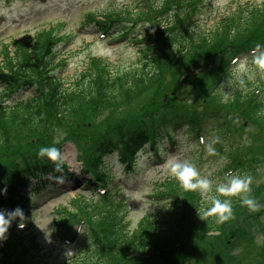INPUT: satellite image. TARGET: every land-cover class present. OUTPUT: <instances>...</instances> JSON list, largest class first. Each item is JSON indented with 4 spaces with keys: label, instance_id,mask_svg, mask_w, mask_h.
Returning <instances> with one entry per match:
<instances>
[{
    "label": "trees",
    "instance_id": "obj_1",
    "mask_svg": "<svg viewBox=\"0 0 264 264\" xmlns=\"http://www.w3.org/2000/svg\"><path fill=\"white\" fill-rule=\"evenodd\" d=\"M156 1L144 0L142 8L134 15H126L122 10L105 13L96 23L105 33L116 29V34H120L129 30V24L133 25L141 16L166 11L170 14L171 7L178 8L171 13L172 22H168L171 32L176 29L171 41L143 33L141 42L147 45L142 48L139 67L132 65L120 70L106 59L90 57L75 77V83L65 87L54 74L55 67L64 62L56 56L59 36L55 29H42L12 52L4 49L0 60V86L4 91L0 95V211H4L5 203L10 205V211L16 207L25 209L31 201L30 195L21 196L18 189H34L31 187L33 178L38 188L46 173H52L54 178L72 176L64 167L62 172L55 171L53 162L37 156L41 146L60 148L64 136L78 146L79 159L88 172L90 170L102 182L107 170L101 169L99 163L107 148L116 145L121 156H130L150 138L160 139L158 126L180 111L187 114L189 126L194 130L192 123H197L202 114L194 104L189 105L192 108L183 106L193 98L183 99L184 83H190L205 94L203 110L208 111L210 106L218 111L227 110L216 126L215 134L219 138L215 136L214 139H218L212 145L216 153L229 152L232 157L240 151L241 142L235 137L238 128L231 127V131L228 126L229 120H236V116L257 125L256 133L263 134L264 88L254 87L242 95L237 87L229 86L233 85L236 69L222 75L220 72L232 53L259 42L264 44V0L236 9L210 30H196L193 25L182 28L178 12L189 0ZM146 19L148 21L149 17ZM172 42L178 45L173 46ZM25 88L31 89L30 97L6 103L2 100ZM226 89H229L228 101L222 103ZM152 91L154 95L148 102H142L127 118L108 120L94 135H88L98 113L136 103ZM234 112V117L230 116ZM201 128L198 125V130ZM229 138L235 141L230 139L229 145H222ZM254 146L248 148L254 150ZM240 154L242 159L233 158L236 161L234 174L245 173L252 177L250 187L254 198L264 189V184L255 186L258 169L254 166V157L246 158L243 151ZM226 169L225 164L221 169L222 179ZM157 189L155 194L169 197L155 202L158 209L141 216L131 230L126 229L127 223L119 211L122 201L116 191L109 192L103 201L106 208L87 219L80 250L57 264H209L211 260L221 264L229 259L230 249L241 235L249 233L250 244L254 240V235L252 238L250 234L254 228L244 218L246 206H241L238 198L231 197L230 219L216 223L214 217L201 219L198 216L196 208L201 207L198 191L182 190L172 177L165 178ZM89 206L58 210L54 239L69 232L71 224L80 219L78 215L90 212ZM213 232L217 236L212 237ZM215 242L217 245L212 248ZM260 251L264 264V245L261 254ZM27 254L29 257L24 259ZM46 260L38 243L25 233L0 242V264H44Z\"/></svg>",
    "mask_w": 264,
    "mask_h": 264
},
{
    "label": "rangeland",
    "instance_id": "obj_2",
    "mask_svg": "<svg viewBox=\"0 0 264 264\" xmlns=\"http://www.w3.org/2000/svg\"><path fill=\"white\" fill-rule=\"evenodd\" d=\"M147 1L151 2V0ZM262 1L263 0H189L188 3L184 4V7L180 8L178 16L181 19L182 28L193 25L196 30H210L214 29L223 18L236 9H245L247 6L259 4ZM156 2H158V0ZM143 4L144 0H0V60H2L4 49H9L12 52L16 49L17 45H20L22 42H29L36 33H40L42 29H49V27H51L57 31L59 36L58 43L56 44V51L58 52L57 57L59 60L65 59L67 61L64 62L63 66L58 64L55 67L56 70H54V73L58 78H61L65 87H70L75 83V77L84 69L90 57L106 59L120 70L131 67L132 65L139 67L141 66L139 63L141 62L140 54L143 50L142 48L147 45L140 42L143 33L147 32L157 37L162 36L166 41H171L169 39L174 38L176 29L171 32L168 24L172 22V11L176 12L178 8L173 7L170 14L166 11L161 14L156 12L151 16L144 15L137 19L134 17L136 20L134 25L130 27V37L127 39L119 34L114 35L116 33L114 30L107 34L106 38H102L99 32H96L97 29L92 26L96 21L90 20H100L105 13L121 10L126 15H134V12L140 10ZM156 15L158 16L155 17ZM90 16H94V18L91 19ZM148 17L149 19L147 21L146 18ZM85 23L89 24V27L81 29V25ZM142 41H144V39ZM152 43L153 41L151 44ZM172 45H178V42H172ZM230 59L231 56L228 58V63L231 61ZM56 61L58 60L56 59ZM241 63L244 64V69L236 72L233 85H228L230 87H237L242 95L246 94L248 90L254 87L263 89L264 72L258 70L256 65L253 64L252 59L247 56L242 55L236 58V70ZM235 83H237L236 86ZM2 89L3 86H0V95L4 92L1 91ZM30 91L31 90L24 91L26 93H23L21 97L23 99L30 97L32 95ZM227 91L229 92V89L224 90L223 94L225 95ZM182 92L185 93L184 96L186 98L187 95L193 97L192 100L187 101L183 106L194 104L197 107H201V105L205 104L202 100L205 98V94L200 93V91L190 83H184ZM153 95L154 91L131 105L121 106L111 112L106 111L105 113H98L95 123H93L94 127L90 129V131H87L88 135H94L96 133L94 131L99 129L103 123L108 120L113 121L120 117L127 118L131 113L137 111L142 102V104L147 103L149 98ZM175 99L173 98L171 100ZM2 100L5 103L8 102L7 97H2ZM189 107L192 108V106ZM200 110L202 111V109ZM208 110L217 109L210 106ZM225 111L227 112V110ZM234 115L235 112L231 113L230 116L234 117ZM185 116H187V114H183V112L180 111L173 117L168 118L166 123L181 121L180 119L185 118ZM214 123L216 122L214 121ZM205 124L208 130L212 132L210 138L217 136L215 135L212 122H210V124L205 122ZM243 124L244 119L238 116H236V120H229V127L238 128V133H235V137L238 138H236L238 142H241L240 151L232 157H229V152L223 151L222 153H207L206 145L193 142L191 136L186 138L184 134L187 133L188 129L183 124H179V128L174 132V136L176 140L180 141V148L176 152L168 155L167 161L171 158H175L179 160H188L194 163L202 176H206L213 181L214 191L215 184L222 182L224 179V177L222 179L221 175L222 167L230 162V158L242 159L240 153L243 151L247 155L246 158H251V156L254 157V166L258 169L254 179L255 186L259 184L263 185L264 131L263 134L259 133L261 137L256 133L259 131L257 125H248L247 123L245 125V128H247L245 129L243 128ZM158 127H160V125ZM217 137L219 138V136ZM65 138L64 136L61 139L62 143L60 144L59 150L62 154L63 163L70 168L71 172L76 174V177H74L76 180L74 185L77 187L71 186L73 181L64 179H60L57 184L53 186L50 182V176L47 175L48 184L45 189L33 199L37 206H33L31 210L36 207L35 213L29 210L28 214L24 215L23 220L24 222H29L25 234L30 235V237L38 243L42 255L47 258L44 264H57L75 255L82 247L81 243L76 241L64 244L60 239H54V227L58 210L62 208L73 210L80 206L90 205V213H96L97 215L102 207V205L98 207V202L102 198L100 196L104 194L93 193L88 190L87 187L82 188V184L86 180V174L83 171L85 165L78 158L80 156V150L76 144L67 141ZM230 139L232 138L224 141L222 145H229ZM232 141L234 142L235 139L233 138ZM165 143L168 144L167 139ZM254 144L256 145L254 146V150L248 148ZM112 148H114V150L106 153L104 157V163H107V165H104L109 170V178H114V180L110 182L111 185L108 189L113 188V190H116L117 198L122 201L119 211L123 215L124 221L127 223L126 229L131 230L136 227L141 216L146 213H152L158 209L157 204L153 202L151 196L156 193L158 190L157 188L160 187V183H162L165 178L170 177L168 174L167 161L159 166L150 165L149 161L153 156H151L150 150H147L146 153L138 154L139 156L137 155L135 157L134 169L129 171L125 168L126 165L118 154V147L114 145ZM213 148L215 149V147ZM225 174L226 172H224V176ZM121 182H124L125 185H122ZM119 185H122V188H118ZM113 186L116 187L114 188ZM51 189L55 192L58 190H66L60 196L48 199L47 196L50 194ZM20 191V195L29 192L28 189L23 188H20ZM254 200L257 206L254 208L246 206L244 214L246 217L253 215V217L248 220V223H254V226L258 228L259 223L264 225V189L254 197ZM28 207H31V205ZM109 208L111 209V206H109ZM257 215L261 218L256 223L258 219H256L255 216ZM84 217L88 218V213H86ZM86 227V225H83L80 230H77V234L82 235ZM213 234L212 237L217 236L215 235L216 233ZM251 235L256 236L255 244L258 245V248H255L251 252L247 249L244 251L241 250L243 248L242 244L237 242L241 247L238 249L231 248L232 254H235L233 257L236 258L233 261L230 260L229 262L221 264H262L261 260L263 257H260L259 250H261V254V252H263L264 234L260 233L259 230L255 233H251ZM243 240L245 241L246 238L244 237ZM0 242H2V240H0ZM216 245V242L213 243L212 248ZM254 246L255 245H253V247ZM49 247H51L50 251H48ZM197 264H199V262ZM209 264H216V262L212 263L211 260Z\"/></svg>",
    "mask_w": 264,
    "mask_h": 264
},
{
    "label": "clouds",
    "instance_id": "obj_3",
    "mask_svg": "<svg viewBox=\"0 0 264 264\" xmlns=\"http://www.w3.org/2000/svg\"><path fill=\"white\" fill-rule=\"evenodd\" d=\"M260 45H256V49H253L254 55L252 58L253 64L257 69L264 72V50L256 52L260 49ZM244 69V64L241 63L238 66L237 72ZM228 96L225 94L221 98V102H227ZM187 127V125L185 126ZM218 139V138H215ZM215 139L206 145V150L209 154L215 152L212 144L215 143ZM201 138V143H203ZM38 157H46L53 162V169L57 172H62L63 158L61 151L54 145L41 146L37 152ZM168 174L175 179L178 186L184 191H198L201 198V207L196 208L198 216L214 217L216 223H222L227 221L232 216V200L231 197L239 199L241 206H247L249 208L256 207V201L251 196V183L252 177L245 173H226L222 182L215 184L213 191V181L206 176H202L197 170L194 163L188 160H179L171 158L167 161ZM59 179V177H57ZM224 197L221 199L220 197ZM19 217L20 222L18 227H24L23 220L24 214L20 207H16L10 212L0 211V240L6 238V233L10 222L13 218Z\"/></svg>",
    "mask_w": 264,
    "mask_h": 264
}]
</instances>
